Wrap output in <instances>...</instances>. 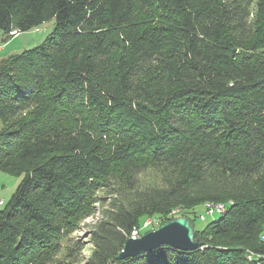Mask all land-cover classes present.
Here are the masks:
<instances>
[{"label": "trees", "instance_id": "16d2710c", "mask_svg": "<svg viewBox=\"0 0 264 264\" xmlns=\"http://www.w3.org/2000/svg\"><path fill=\"white\" fill-rule=\"evenodd\" d=\"M53 19L0 61V264H62L101 190L84 264H264V0H0V41ZM178 216L201 248L118 259Z\"/></svg>", "mask_w": 264, "mask_h": 264}, {"label": "rangeland", "instance_id": "374dc122", "mask_svg": "<svg viewBox=\"0 0 264 264\" xmlns=\"http://www.w3.org/2000/svg\"><path fill=\"white\" fill-rule=\"evenodd\" d=\"M56 26L55 19L49 21L48 23L43 24L42 26L35 28L28 32L23 33H14L13 39H11L7 43H3L0 41V61L1 59H5L12 54L23 52L27 49H32L40 45L45 41V39L52 34ZM143 175V174H142ZM154 177L151 171H148L142 176V179L150 182ZM22 176L21 175H13L6 172H0V201L5 205L12 197L17 187L21 183ZM100 202L97 204V212L94 216L87 218L80 226V228L75 231L73 234L69 235L63 242L60 260L62 264H68L71 262L72 257L74 256L78 260V264H84V261L91 254V250L93 249L92 243L90 242V230L94 226L95 222L101 218V209H105L107 203L109 202V197L111 196L107 190H101L98 192ZM0 202V207L3 206ZM206 205H201L196 208L197 214L200 216L196 222L197 229H203L208 223L212 221H216L224 215L222 207H217L219 209H215L213 214L208 213V208ZM203 216V218H202ZM150 219V218H148ZM153 220H159L157 218H151ZM147 221V220H146ZM138 235L136 237L141 236L140 233H145L147 229H136ZM133 237V236H132ZM137 237V238H138Z\"/></svg>", "mask_w": 264, "mask_h": 264}, {"label": "water", "instance_id": "95a60500", "mask_svg": "<svg viewBox=\"0 0 264 264\" xmlns=\"http://www.w3.org/2000/svg\"><path fill=\"white\" fill-rule=\"evenodd\" d=\"M158 225L155 226L156 228L151 227L152 230L138 238H129L122 252L118 255V259L137 257L160 246H169L187 252L201 248L202 244L196 239V230L190 218L178 216Z\"/></svg>", "mask_w": 264, "mask_h": 264}, {"label": "built area", "instance_id": "2783aa9c", "mask_svg": "<svg viewBox=\"0 0 264 264\" xmlns=\"http://www.w3.org/2000/svg\"><path fill=\"white\" fill-rule=\"evenodd\" d=\"M13 33H18V32L17 31H14V32H12V35H13ZM215 209L216 208H214V207L213 208H208V213L213 214V212H214ZM159 222H160V220H149V221H147V222L144 223V225H143L142 228L143 229H148L149 226H151V227L156 226V225L159 224ZM135 231H137V230H135Z\"/></svg>", "mask_w": 264, "mask_h": 264}, {"label": "bare ground", "instance_id": "6f19581e", "mask_svg": "<svg viewBox=\"0 0 264 264\" xmlns=\"http://www.w3.org/2000/svg\"><path fill=\"white\" fill-rule=\"evenodd\" d=\"M0 51H1V49H0ZM220 207H221V206H220ZM218 209H219V208H218ZM149 220H153V219H149ZM149 220H147V221H149ZM147 221H146V222H147ZM149 228H151V226H149ZM149 228H148V229H149ZM136 234L138 235V232H135V233L133 234V238H137V237H138V236L136 237Z\"/></svg>", "mask_w": 264, "mask_h": 264}, {"label": "crops", "instance_id": "0c3cea01", "mask_svg": "<svg viewBox=\"0 0 264 264\" xmlns=\"http://www.w3.org/2000/svg\"><path fill=\"white\" fill-rule=\"evenodd\" d=\"M1 52V51H0ZM13 55V54H12ZM11 56V55H10ZM1 60H3V59H1Z\"/></svg>", "mask_w": 264, "mask_h": 264}]
</instances>
